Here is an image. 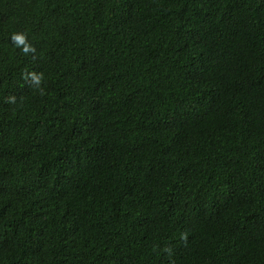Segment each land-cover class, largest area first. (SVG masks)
<instances>
[{"label":"trees","instance_id":"16d2710c","mask_svg":"<svg viewBox=\"0 0 264 264\" xmlns=\"http://www.w3.org/2000/svg\"><path fill=\"white\" fill-rule=\"evenodd\" d=\"M0 264H264V0H0Z\"/></svg>","mask_w":264,"mask_h":264},{"label":"clouds","instance_id":"9594fccd","mask_svg":"<svg viewBox=\"0 0 264 264\" xmlns=\"http://www.w3.org/2000/svg\"><path fill=\"white\" fill-rule=\"evenodd\" d=\"M13 41L19 46L23 45V51L27 53L30 50V46L25 43V36L23 34H16L12 37Z\"/></svg>","mask_w":264,"mask_h":264}]
</instances>
